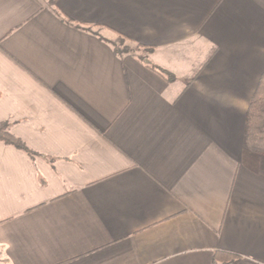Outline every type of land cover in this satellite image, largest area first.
<instances>
[{"label":"crops","instance_id":"obj_1","mask_svg":"<svg viewBox=\"0 0 264 264\" xmlns=\"http://www.w3.org/2000/svg\"><path fill=\"white\" fill-rule=\"evenodd\" d=\"M263 74L264 0H0V264H264Z\"/></svg>","mask_w":264,"mask_h":264},{"label":"trees","instance_id":"obj_2","mask_svg":"<svg viewBox=\"0 0 264 264\" xmlns=\"http://www.w3.org/2000/svg\"><path fill=\"white\" fill-rule=\"evenodd\" d=\"M118 39L120 41L132 42L129 38L123 35H119ZM112 45L115 49V53L119 55L130 53L128 47L121 51V49L117 48L116 42L112 43ZM136 47L146 53L151 50V47L141 44H137ZM139 59L144 63L149 64L147 56H140ZM150 67L157 70L156 67ZM158 71H160V73L163 74L169 81H173L175 79L173 75L169 74L165 70L158 68ZM0 141L25 151L31 157L37 156V153L29 149L20 139L15 137L10 132L9 125L6 123L0 124ZM245 142L249 151L256 154L264 153V74L248 110ZM240 261L241 257L239 255L219 250L214 253L212 264H238Z\"/></svg>","mask_w":264,"mask_h":264},{"label":"rangeland","instance_id":"obj_3","mask_svg":"<svg viewBox=\"0 0 264 264\" xmlns=\"http://www.w3.org/2000/svg\"><path fill=\"white\" fill-rule=\"evenodd\" d=\"M116 44H117V48L121 49V51H123V49L125 50L127 47L130 50V53H139L140 56H146V52H144L143 50H139L136 46L137 44L130 42V41H120L118 38L115 40ZM114 42V43H115Z\"/></svg>","mask_w":264,"mask_h":264}]
</instances>
